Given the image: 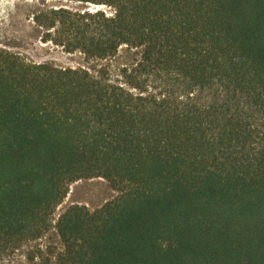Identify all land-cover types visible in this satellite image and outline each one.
I'll return each instance as SVG.
<instances>
[{
	"label": "trees",
	"instance_id": "trees-1",
	"mask_svg": "<svg viewBox=\"0 0 264 264\" xmlns=\"http://www.w3.org/2000/svg\"><path fill=\"white\" fill-rule=\"evenodd\" d=\"M29 1L43 42L139 60L118 84L0 49V255L100 177L120 196L60 215L67 263L264 264V0Z\"/></svg>",
	"mask_w": 264,
	"mask_h": 264
},
{
	"label": "rangeland",
	"instance_id": "rangeland-1",
	"mask_svg": "<svg viewBox=\"0 0 264 264\" xmlns=\"http://www.w3.org/2000/svg\"><path fill=\"white\" fill-rule=\"evenodd\" d=\"M51 4L58 5L55 2ZM63 4L72 9L90 12L96 10L93 4ZM101 9L107 16L114 13L107 6ZM37 10L36 5L29 0H0V49L18 54L34 64L49 63L58 68H82L95 75L104 71L110 81L118 84L124 82L123 70L133 68L139 60L137 51L126 46L120 47L112 58L88 62L78 51L67 53L62 47L43 42L44 30L33 21V13ZM119 196L120 193L104 178L82 179L72 183L66 198L52 215L48 232L38 239L19 243L0 255V264H69L64 260L65 246L56 228L60 215L74 205L85 206L93 212Z\"/></svg>",
	"mask_w": 264,
	"mask_h": 264
},
{
	"label": "built area",
	"instance_id": "built-area-1",
	"mask_svg": "<svg viewBox=\"0 0 264 264\" xmlns=\"http://www.w3.org/2000/svg\"><path fill=\"white\" fill-rule=\"evenodd\" d=\"M99 9H101V6H96V10H99Z\"/></svg>",
	"mask_w": 264,
	"mask_h": 264
}]
</instances>
